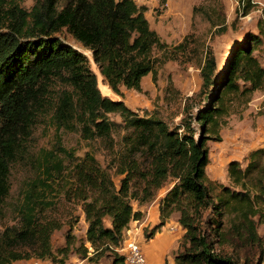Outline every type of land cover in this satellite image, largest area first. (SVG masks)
Returning a JSON list of instances; mask_svg holds the SVG:
<instances>
[{
    "label": "trees",
    "instance_id": "16d2710c",
    "mask_svg": "<svg viewBox=\"0 0 264 264\" xmlns=\"http://www.w3.org/2000/svg\"><path fill=\"white\" fill-rule=\"evenodd\" d=\"M19 1L0 0V215L5 208L15 214V221L4 226L1 242L23 251L0 252V264L29 258L65 264L71 251L89 260L107 252L110 264H125L119 253L123 232L131 220L144 215L132 202L147 203L169 178L173 183L159 199V222L143 228L145 240L177 213L183 233L175 264H234L230 256L214 250L209 235L228 237L224 225L229 215L235 217L231 226H247L258 207H264V149L251 150L244 167L235 159L228 162V175L240 188L235 189L208 180L206 141L219 138L224 95L239 89L237 80L257 87L264 78V68L252 55L257 37L246 35V46L230 50L219 78L214 79V60L205 59L202 85L214 86L213 93H206L208 102L194 117L186 114L170 128L154 114L138 115L122 99L121 87L141 91L143 76L151 73L155 79L160 61L155 50L167 46L150 26L144 4L36 0L25 10ZM64 33L91 52L104 82L120 99L102 95L87 56ZM52 79L63 85L52 107L55 128L78 132L89 148L77 157L60 139L50 148L41 147L34 157L37 174L11 203L10 166L25 147L35 118L31 102L40 96L41 104L45 101V84ZM108 113H117L121 122ZM192 118L200 127L197 137ZM119 126L122 133L114 139ZM96 140L109 152L104 166L90 148ZM113 175L120 176L118 185ZM61 200H73L83 211L85 241L71 232V217L58 214ZM64 224V243L53 249L51 235Z\"/></svg>",
    "mask_w": 264,
    "mask_h": 264
},
{
    "label": "rangeland",
    "instance_id": "374dc122",
    "mask_svg": "<svg viewBox=\"0 0 264 264\" xmlns=\"http://www.w3.org/2000/svg\"><path fill=\"white\" fill-rule=\"evenodd\" d=\"M35 1L21 0L19 7L30 10ZM156 3L154 7L151 2L146 4L149 6L145 5L147 8L145 15L150 26L157 31L167 46L163 50H155L160 56V61L156 65L155 79L153 80L149 73L141 79V91L126 89L122 99L138 115L154 114L173 128L186 114L187 118L190 115L194 117L198 110L207 104L206 93L212 94L214 91V86L202 85L200 68L208 56L214 60V79L219 78L230 57V50L236 46H246L244 39L246 35H249L257 37V41L251 43L252 55L264 68V0H241L240 2L237 0H156ZM64 34L68 42L87 56L91 69L97 75V84L102 95L112 99L119 97L104 83L96 64L92 61L91 52L71 35ZM243 70L244 67L241 73ZM237 84L239 86L237 91L224 95L226 113L220 117L219 138L206 141L209 162L205 171L209 181L240 189L232 183L227 165L230 160L235 159L244 167L251 150L264 149V78L257 87L251 86L250 81L242 79H238ZM45 86V101L41 104L40 96L39 100L31 102L35 118L28 126L29 134L23 140L25 147L16 155L10 166L11 192L8 201L11 203L19 200L21 187L37 174L34 157L41 147L50 148L55 139H60L62 144L71 148L77 157H81L89 148V142L81 139L78 132L64 127L55 128L51 119L52 107L63 85L58 79H52ZM108 117L121 122L117 113H108ZM191 123L197 137L200 127L193 118ZM121 130V126L117 127L113 134L114 139L119 138ZM21 135H24V132ZM92 144L94 146L90 148L104 166L109 159V152L99 140L93 141ZM113 179L118 185L120 176L113 175ZM172 183L173 179L169 178L157 190L154 198L146 204H150L157 197L160 199ZM212 193H216L215 188ZM136 203V201L132 202L134 209H137ZM257 211L251 216L252 222H249L247 226H231L235 217L229 215L224 225L225 230L228 229V237L217 238L210 232L209 239L213 242L214 250L230 256L234 264H264V207H258ZM57 212L65 219L71 217V232L77 239L85 241L87 223L80 206L73 200H61ZM14 215L9 208H5L0 215V252L5 255L13 250L23 251L21 247H11L1 242V232L5 225L15 221ZM171 217L175 219L177 213L172 214ZM170 227L172 224L166 228L171 230ZM131 228L130 236L136 238L135 227ZM67 230L68 226L64 224L60 229L53 231L51 235L53 249L63 245ZM171 254L169 253V259L173 256ZM79 259H85L81 264H110L112 256L105 252L98 258L89 260L71 251L66 263L77 264ZM171 261L170 264H175L173 259ZM9 264H41V260L17 259ZM164 264H169L167 258Z\"/></svg>",
    "mask_w": 264,
    "mask_h": 264
},
{
    "label": "crops",
    "instance_id": "0c3cea01",
    "mask_svg": "<svg viewBox=\"0 0 264 264\" xmlns=\"http://www.w3.org/2000/svg\"><path fill=\"white\" fill-rule=\"evenodd\" d=\"M139 0L135 1L137 4L146 5L148 2L152 3L154 7L157 3L156 0ZM149 6V5H146ZM148 75V74H147ZM146 76V75H145ZM143 76L142 78H144ZM105 83V82H104ZM106 84V83H105ZM121 87L123 92H126V88ZM112 92V91H111ZM116 99H120L116 97ZM137 204V203H136ZM141 211H143V218L140 220H131L129 223L130 227H135L137 233V240L142 243V247L146 258L149 264H164L165 258H167L168 263L170 264L174 256V252L178 246L179 239L183 233V228L177 221V218L172 219V217L162 226L160 231H157L153 237L145 240L143 237V228L145 226L152 227L159 222V198H155L150 204L136 205ZM172 224L173 229L166 228L168 225ZM169 253H172V258L169 259ZM85 259H79L81 264ZM41 264H53L49 260H41ZM65 264H75L67 262Z\"/></svg>",
    "mask_w": 264,
    "mask_h": 264
},
{
    "label": "built area",
    "instance_id": "2783aa9c",
    "mask_svg": "<svg viewBox=\"0 0 264 264\" xmlns=\"http://www.w3.org/2000/svg\"><path fill=\"white\" fill-rule=\"evenodd\" d=\"M170 228L173 229V227ZM131 230V227L124 230L122 244L119 248L124 255L125 264H149L141 242L130 236Z\"/></svg>",
    "mask_w": 264,
    "mask_h": 264
},
{
    "label": "bare ground",
    "instance_id": "6f19581e",
    "mask_svg": "<svg viewBox=\"0 0 264 264\" xmlns=\"http://www.w3.org/2000/svg\"><path fill=\"white\" fill-rule=\"evenodd\" d=\"M107 90L109 91V88H107ZM108 91H107V92H108Z\"/></svg>",
    "mask_w": 264,
    "mask_h": 264
}]
</instances>
